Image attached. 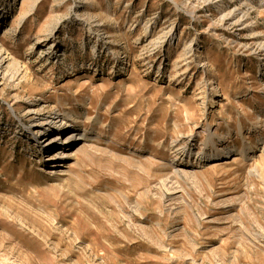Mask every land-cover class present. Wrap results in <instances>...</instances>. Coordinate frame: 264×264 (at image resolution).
I'll return each instance as SVG.
<instances>
[{"label": "rangeland", "instance_id": "rangeland-1", "mask_svg": "<svg viewBox=\"0 0 264 264\" xmlns=\"http://www.w3.org/2000/svg\"><path fill=\"white\" fill-rule=\"evenodd\" d=\"M0 49V264H264V0H0Z\"/></svg>", "mask_w": 264, "mask_h": 264}, {"label": "bare ground", "instance_id": "bare-ground-1", "mask_svg": "<svg viewBox=\"0 0 264 264\" xmlns=\"http://www.w3.org/2000/svg\"><path fill=\"white\" fill-rule=\"evenodd\" d=\"M1 52H2V50L0 49V69H1L0 74L2 73L1 79H4V80L9 79V81L14 82L15 79L19 78L20 80H19V82H17V85H21L22 82L25 83L27 81V78L25 77V75H21V72H20V70H18V68L12 67V65L9 64L8 66L5 67L4 71L2 70L3 64L6 61L5 59L8 58V55L3 56V54ZM68 117H70V116L67 113H65V114H63L62 117L57 116L56 118H54L52 120H44V121H41L40 123H35V124L32 123V124H30L31 126H29L28 124H23V125L29 126L28 129L33 131L35 133L36 137H40V135L43 136V134H42L43 130L42 129L43 128L45 129V127L52 126L53 129L54 128L55 129H62V128L65 129L67 127V125L69 124ZM76 138H80V137H77V134H73V132H72V133L68 134L66 141L68 140L69 142H71L72 140H75ZM58 139H59V137L57 136L54 139H51L49 141V143H46V145H49V144L53 143L54 140H58ZM41 141H42V139H40L38 141L39 146H40ZM66 141H64V142H66ZM56 151H59V150H56ZM56 156H57V153L53 156V158H55Z\"/></svg>", "mask_w": 264, "mask_h": 264}]
</instances>
